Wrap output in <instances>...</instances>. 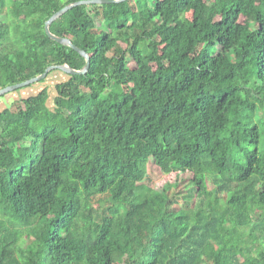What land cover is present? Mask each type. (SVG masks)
<instances>
[{
	"label": "trees",
	"instance_id": "trees-1",
	"mask_svg": "<svg viewBox=\"0 0 264 264\" xmlns=\"http://www.w3.org/2000/svg\"><path fill=\"white\" fill-rule=\"evenodd\" d=\"M81 1L0 0V90L85 69L47 32ZM51 30L92 66L54 109L45 89L0 112V264H264V0L90 4ZM151 167L193 177L191 210Z\"/></svg>",
	"mask_w": 264,
	"mask_h": 264
},
{
	"label": "rangeland",
	"instance_id": "rangeland-1",
	"mask_svg": "<svg viewBox=\"0 0 264 264\" xmlns=\"http://www.w3.org/2000/svg\"><path fill=\"white\" fill-rule=\"evenodd\" d=\"M213 0H207V2H212ZM201 13L200 12H190L188 14V19L191 21H194L196 18L200 17ZM8 17V11L6 12L5 15L0 16V22H8L9 20ZM247 22V18H242V24ZM199 51H195L193 53V56L196 57L198 55ZM209 53L213 56H219L220 54V48L214 49L209 51ZM137 66L135 63L131 62V68L135 69ZM70 80V76L61 71V70H56L54 71L48 79L36 83L30 87H26L24 89H21L19 91H14L12 93H9L5 95V101L11 104V109L17 110L19 103H21L23 100L38 96L41 92H43L45 89H49L52 97L50 100V107L55 108L56 104V98L58 97V92H57V86L61 83L67 82ZM133 87V86H132ZM129 99H133L134 95L132 92H127ZM4 97V96H3ZM4 99V98H3ZM12 100V101H11ZM1 102V101H0ZM149 180L147 182V185L150 188L160 190L163 188L166 189H171L172 193L171 195L176 198L177 201H180L181 206L184 209H189L191 210L193 207L191 204L185 200L186 198H190L191 196L196 195L195 190H190V184L193 180V177L191 175H178L174 174L171 176H168L164 174L161 170L151 167L150 168V173H149ZM178 184V186H177ZM177 186V188H176ZM210 186L211 189L214 190L215 186L213 184V179L210 180ZM240 192V190H239ZM188 200V199H187ZM190 201V200H189Z\"/></svg>",
	"mask_w": 264,
	"mask_h": 264
},
{
	"label": "water",
	"instance_id": "water-1",
	"mask_svg": "<svg viewBox=\"0 0 264 264\" xmlns=\"http://www.w3.org/2000/svg\"><path fill=\"white\" fill-rule=\"evenodd\" d=\"M130 0H119V1H112V0H92V1H81L72 5L67 6L65 9H63L62 11H60L59 13H57L47 24V32L50 36L51 39L72 47L73 49H75L76 51H78L80 54H82L86 59H87V66L85 67L84 70L82 71H78L75 70L73 68H71L69 65H65V66H52L50 67L47 72L37 78H34L30 81H27L25 83H21L15 86H11L8 87L6 89H1L0 90V98H2L3 96L12 93L14 91H19L21 89H24L26 87H30L36 83L42 82L46 79L49 78L50 74L56 70H61L71 76H77V75H83V74H87L92 66V57L86 52L84 51L82 48L78 47L70 38H63V37H58L57 35H55L51 28L53 26V24L55 22H57L60 18H62L64 15H66L69 11L73 10L76 7L79 6H83V5H90V4H111V5H119V4H123V3H127Z\"/></svg>",
	"mask_w": 264,
	"mask_h": 264
},
{
	"label": "crops",
	"instance_id": "crops-1",
	"mask_svg": "<svg viewBox=\"0 0 264 264\" xmlns=\"http://www.w3.org/2000/svg\"><path fill=\"white\" fill-rule=\"evenodd\" d=\"M11 104H9L8 102H6L5 101V98L2 99L1 102H0V112H3L4 110L11 108Z\"/></svg>",
	"mask_w": 264,
	"mask_h": 264
}]
</instances>
